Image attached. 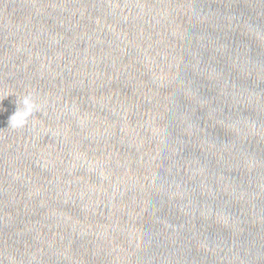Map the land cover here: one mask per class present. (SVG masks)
<instances>
[{
    "label": "water",
    "instance_id": "water-1",
    "mask_svg": "<svg viewBox=\"0 0 264 264\" xmlns=\"http://www.w3.org/2000/svg\"><path fill=\"white\" fill-rule=\"evenodd\" d=\"M0 264H264V0H0Z\"/></svg>",
    "mask_w": 264,
    "mask_h": 264
},
{
    "label": "clouds",
    "instance_id": "clouds-1",
    "mask_svg": "<svg viewBox=\"0 0 264 264\" xmlns=\"http://www.w3.org/2000/svg\"><path fill=\"white\" fill-rule=\"evenodd\" d=\"M17 100L18 106L10 117V124L13 128H23L29 123L30 118L38 110L39 106L31 94L17 98Z\"/></svg>",
    "mask_w": 264,
    "mask_h": 264
}]
</instances>
